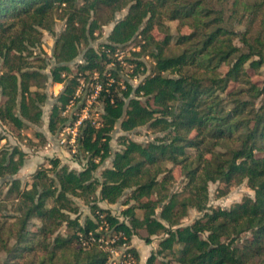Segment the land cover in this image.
<instances>
[{"label": "trees", "instance_id": "16d2710c", "mask_svg": "<svg viewBox=\"0 0 264 264\" xmlns=\"http://www.w3.org/2000/svg\"><path fill=\"white\" fill-rule=\"evenodd\" d=\"M58 9L64 12L61 19L66 28L56 39V65L50 75L53 84H64V90L50 116L52 134L63 122L60 108L75 92V80L67 79L70 65L80 56V46L87 48L78 73L102 75L105 63L111 62L107 50L114 52L140 35L145 43L137 55L147 53L153 45L149 55L155 61V73L137 87L125 83L122 89L115 81L108 93L102 92V124L88 126L83 133L80 149L86 163L82 170L52 159L50 169L36 171L30 188H22L18 178L11 181L8 195L14 199L18 216L13 223L16 243L8 250L6 264L37 256L39 249L45 255L35 258L37 264H106L107 253L96 244L85 249L80 240L89 233L99 238L103 222L122 234L119 244H130L139 232L145 233L148 244L153 236L165 235L146 264H156L165 252L174 255L175 264H264V100L260 106L256 104L264 97V86L253 83L246 71L247 64L253 70L264 65V0L233 1L229 18L246 23L245 31L229 29L225 12L213 10L206 0H0L4 68L0 71V121L17 131L26 122L38 124L41 120L46 95L33 88H40L47 79L42 71L46 67L33 69L28 59L41 49L44 24L52 28ZM100 9L109 10L108 22L127 10L116 21L103 51L89 47L102 29L93 16ZM165 20L191 22L192 34L179 37L185 47L179 55L165 54L169 33L160 43L152 35L155 27H165ZM236 39L244 48L234 43ZM223 66L228 69L221 75L218 70ZM231 84L241 88L229 91ZM141 98H147L145 104ZM119 123L124 133L150 125L166 137L147 144L121 137L122 149L96 177L97 170L112 157V133ZM192 133L196 135L191 137ZM188 149L196 150L195 159L189 157ZM25 162L26 153L19 148L0 151V178L16 176ZM166 164L181 166L189 181L188 197L163 193L173 179ZM210 183L224 186L221 196L232 186L246 183L255 196L228 209H209ZM127 191L129 198L123 202L126 221L99 206L101 202L117 204ZM75 198L89 204L93 218L80 221ZM131 200L135 205L129 206ZM190 207L203 216L182 226L180 221ZM137 209L143 211L142 217H137ZM34 220L40 223L35 230L30 229ZM63 225L70 230L66 237L58 234ZM3 230L1 226L0 233ZM132 252L139 260L138 252Z\"/></svg>", "mask_w": 264, "mask_h": 264}, {"label": "rangeland", "instance_id": "374dc122", "mask_svg": "<svg viewBox=\"0 0 264 264\" xmlns=\"http://www.w3.org/2000/svg\"><path fill=\"white\" fill-rule=\"evenodd\" d=\"M233 1L234 0H206L208 6L213 10H223L225 12L227 27L229 29H235L236 31H245L247 26L246 23L238 24L234 20L229 18ZM249 1L253 2L254 0ZM63 14L64 12L61 9L55 11V20L52 28L49 23L44 24L41 49H37L35 55L28 59V61H30V66L33 69L41 70L42 67H46L42 71L47 75V79L44 81L42 80V86L40 88H33V91H39V93L46 95V100L41 106L42 116L40 122L38 124L26 122V126L23 129L17 131L13 127L0 121V151L11 152L14 148H19L26 153L25 165L16 176L0 178V227H4V230L0 233V264L8 263V250L12 249L16 243L14 232L15 226H13V223L15 222V217H17L18 214L15 211L14 199L12 198V196L8 195V189L10 187L11 181L18 178L22 182V188H30L33 181V175L36 173V171L41 168L50 169V161L52 159H59L61 165H67L71 169L77 171L82 170L86 163V158L84 157L85 155L81 153V149H78V153L76 156L68 155V152L65 149L59 151H55L53 148L46 149L47 144L50 140H53V136L55 135L52 134L49 130V122L52 109L53 106L57 103L58 96L63 92L64 89V86L61 89L59 85L53 84L51 82L50 75V70L56 65V58L54 55L56 39L66 28L65 20L61 19ZM126 14L127 10L117 13L115 15V20L112 22H108L111 15L108 9H100L96 14H93V16L97 18L102 24V29L97 32L96 39L90 41L89 47H93L98 51H103L105 49L104 45L108 43V37L113 30L116 21L124 18ZM190 23L191 22L189 20L185 21V23L165 20L164 28L155 27L153 29L152 35L156 43L162 42L167 35L166 33H169L171 41L170 44L165 48V54L167 56H176L183 52L185 47L179 43V37L181 35L192 34L193 29H191ZM257 27L258 26L256 24L251 35L255 36ZM144 43L145 41L142 39V37L140 35H137L130 43L126 44L125 46L117 47L114 52L108 55V59H110L111 62L105 63L106 77L103 76L98 81L103 82L104 80L107 82V79L110 78L109 75H112L114 79L118 80V82L120 83V87L124 88V83H130L134 87H137L148 76L153 75L155 73V61L149 55V53L154 50L153 45L147 48V53L140 56L137 55V53H140L141 47ZM234 43L238 47L244 48L243 44L238 39H236ZM86 48L87 47L85 45L80 46V56L70 65L72 71L69 74L67 81L79 75L78 65L83 64L82 58ZM137 63H142L143 66H138ZM3 69V63L0 60V71H2ZM227 69L228 67L223 66L218 70V73L223 75L227 71ZM246 71L253 83H255L259 87L264 86V65L258 70H253L250 67V64H247ZM85 75L86 76L79 75L78 77L82 78L85 85L87 86L92 82L97 81L98 79V74ZM166 75L174 76L170 73H166ZM236 87L241 88V85L237 86L236 84H231L229 91L236 89ZM83 100H86L85 93H83L81 101ZM263 100L264 97L257 100V106H260ZM141 101L145 104L147 98H141ZM103 107L104 103L100 97L93 105L92 113L95 115L97 113H103ZM42 135H44V137ZM195 135L196 133H192L191 137H194ZM112 137V157L97 170V172L95 173L96 177H100L101 172L105 168L111 166L114 154L122 149L121 137H126L138 143L147 144L149 142H155L160 139H165L166 133L160 131V129H154L150 125L140 127L129 133H124L123 131H121L119 123L117 124L115 131L112 133ZM223 150L225 151V148H223ZM217 151H222V148H217ZM187 153L191 159L196 158L197 152L195 149H188ZM166 165L169 169H172L171 175L173 176V179L168 182V184L166 185V190L163 193L176 195L180 199L188 197L190 195V190L187 186L189 181L183 173L181 166H173L172 164ZM49 174L52 177L54 176L52 171H50ZM163 177L164 175H161L158 180L161 181ZM223 188L224 186L220 183L209 184V201L207 204L209 209H228L234 204L241 202L247 196L252 198L255 196V193L248 187L246 183L239 186H232L230 192L227 195L221 196L220 191ZM129 195L130 191H127L125 197L120 199L117 204H114L112 206H110L106 202L99 203V206L103 209H109L111 214L117 217L120 221H126V217L123 215V211L127 207L123 205V202L125 199L129 198ZM155 197H157V195H155ZM74 201L79 207V217L82 223L85 222V219L87 217L93 218V214L91 212L89 204H87L80 198H75ZM131 205H135V201L131 200L129 202V206ZM160 211V209L157 210V215H159ZM71 215L72 217H76L75 214ZM136 215L137 217H142L143 211L137 209ZM202 216L203 213H200L196 209L190 207L188 209L187 217L182 219L180 223L182 226H188ZM11 225L12 227H10ZM36 226H40V223L37 220H34L30 229L35 230ZM69 232L70 230L66 227V225H63L59 229L58 234L66 237ZM101 233L102 238L106 242L103 248L107 251H109L110 249H116L119 251V255L116 256L109 254L107 264H129L132 261L134 264H146V262H142L144 261L143 259L146 257V259H148L152 253H156L160 249V242L166 237L163 234L153 236L151 238L152 242L148 244L144 239L145 233L139 232L132 238L130 245L127 247L113 244V241L117 239V235L113 229L105 228L103 231H101ZM54 238L55 236H53L51 243ZM134 243L138 248L134 247ZM92 247L93 246H84L85 249H91ZM132 249H139V260L133 257L134 253L132 254V252H130V250ZM177 249L178 247L175 248V250ZM44 252L45 251L39 249L37 252V256L35 254L29 255L24 260H20L18 262L19 264H37L35 262V258L42 257L43 255H45ZM156 264H175V257L169 252H165V254L157 257Z\"/></svg>", "mask_w": 264, "mask_h": 264}, {"label": "built area", "instance_id": "2783aa9c", "mask_svg": "<svg viewBox=\"0 0 264 264\" xmlns=\"http://www.w3.org/2000/svg\"><path fill=\"white\" fill-rule=\"evenodd\" d=\"M110 53L112 52L107 50V54L109 55ZM78 74L80 76H86L85 74H98V79L97 81L92 82L90 85L87 86L85 85L82 78L78 77L79 75L73 78L76 82L75 92L71 97L69 103L65 107L60 108V116L63 119V122L59 126L55 135L53 136V140H50L46 147V149L53 148L55 151L65 149L67 150L68 155L70 156L77 155L78 149H80L81 146V141L84 139L83 133L85 132V129L88 126L95 128H99L101 126L102 124L101 117L104 113V107H103V113L100 114L97 113L96 115L92 113L93 112L92 107L95 104L96 100L101 97V94L104 90L108 93L109 92L108 87L115 81L118 82V80L114 79L112 75H109L110 78L107 79V82L104 80L103 82L98 81L99 79H101V77L103 76L106 77L105 72L102 75L99 74L98 72H94V73L87 72L85 74L83 73H78ZM56 85H59L61 89L64 86V84H56ZM105 86L107 89L106 88L104 89ZM123 86L125 88V83ZM121 88L124 89L123 87ZM83 93H85L86 96L85 101L84 100L81 101ZM100 228L101 231H103L105 228L110 229L105 222H103L102 225L99 227L98 231L101 233ZM116 235H117V239L113 241V244H116L118 246H127V247L130 245V244H119L120 237L122 234L116 233ZM80 240H81V245L83 247L84 246L90 247L95 244L98 245L99 249L107 253L108 259H109V254L113 256L119 255V251L116 249H110L109 251H107L103 248L106 242L102 238V233L99 238H96V236L93 233H89L88 237H84L81 235ZM130 252H132V250H130ZM129 264H134V263L132 261Z\"/></svg>", "mask_w": 264, "mask_h": 264}, {"label": "crops", "instance_id": "0c3cea01", "mask_svg": "<svg viewBox=\"0 0 264 264\" xmlns=\"http://www.w3.org/2000/svg\"><path fill=\"white\" fill-rule=\"evenodd\" d=\"M110 206H112V205H110ZM134 244H135V243H134ZM134 247H135V248L137 247V246H136V244L134 245ZM137 248H138V247H137ZM135 250H137V252L139 253V249H135ZM145 256H146V255H145ZM146 258H147V257H146ZM146 258H144V259H143L144 261H142V262H144V263H145V262H146V260H147Z\"/></svg>", "mask_w": 264, "mask_h": 264}]
</instances>
